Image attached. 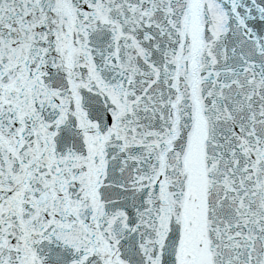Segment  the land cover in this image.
<instances>
[{"label": "snow or ice", "instance_id": "obj_1", "mask_svg": "<svg viewBox=\"0 0 264 264\" xmlns=\"http://www.w3.org/2000/svg\"><path fill=\"white\" fill-rule=\"evenodd\" d=\"M0 264H264V0H0Z\"/></svg>", "mask_w": 264, "mask_h": 264}]
</instances>
